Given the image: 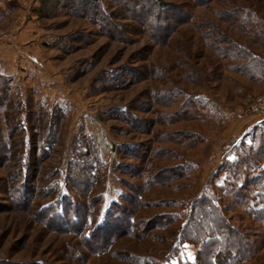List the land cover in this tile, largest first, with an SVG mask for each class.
I'll list each match as a JSON object with an SVG mask.
<instances>
[{
	"label": "rangeland",
	"instance_id": "1",
	"mask_svg": "<svg viewBox=\"0 0 264 264\" xmlns=\"http://www.w3.org/2000/svg\"><path fill=\"white\" fill-rule=\"evenodd\" d=\"M100 1L104 19L91 21L79 1L0 0V55L12 53V71L0 65V139L9 149H0V264L192 262L197 250L187 243L169 263L161 260L167 244L153 235L169 237L174 225L142 239L119 238L97 255L81 237L112 208L126 206L131 186L190 162L192 171L172 186L143 192L134 216L138 229L171 214L184 221L204 188L221 197L216 186L224 174L213 180L214 173L264 121V75L250 78L237 69L242 60L228 58L236 42L264 62V0ZM243 8L259 20L260 35L237 27ZM119 76L125 82H113ZM172 91L180 93L175 100L166 94ZM186 100L200 115L201 102H211L216 120L182 110ZM45 126L54 142L37 160ZM193 134L199 142L186 148ZM86 162L93 178L79 197L67 187V167ZM92 201L83 232L70 217L78 228L72 232L64 207ZM229 201H220L227 216L247 227L243 210ZM43 213L53 216L51 226L38 220ZM247 233L258 251L242 264H264V231Z\"/></svg>",
	"mask_w": 264,
	"mask_h": 264
},
{
	"label": "trees",
	"instance_id": "2",
	"mask_svg": "<svg viewBox=\"0 0 264 264\" xmlns=\"http://www.w3.org/2000/svg\"><path fill=\"white\" fill-rule=\"evenodd\" d=\"M70 1L72 2V0ZM74 1H79V4L83 6L82 13H85L84 16H87L89 20L104 19L102 14L103 4L100 0ZM122 1L130 2L132 0ZM239 19H241L242 24L237 27L243 28L245 30L241 29L243 33L247 31V34L248 32L261 34L263 27L256 23L259 20L252 17L248 8H243V15ZM256 24L262 29H258ZM170 26L171 24L169 25L170 29L171 27L173 28V26ZM252 38L258 42L254 36ZM233 45H235L233 46L235 53L229 54V57H227L231 60H242L241 62L243 63L237 67L239 72L246 74L250 78L264 75V62L260 58L254 56L246 48L240 47L236 42ZM222 55L226 54L222 53ZM112 80L116 83L125 82V78L121 76ZM166 94L169 97L172 96L173 100L180 95L178 91L166 92ZM190 102L192 103L190 104L189 100H186L182 103L181 109H186V112L193 110L191 115L199 119L208 120L209 116L215 119V109L211 102H201V106L206 110L205 115H200L198 113L199 110H196L195 113L194 107H192L195 102L192 100ZM164 118L165 120L168 119V117ZM215 120H212V122L215 123ZM50 127H42V145L40 146L37 160L46 158L49 147L54 142V132ZM185 140L186 143L184 142L183 144L189 149L199 142L195 134L189 135ZM6 147L5 142L0 139V149L7 153L9 149ZM232 150L234 158L227 159L225 157L212 177L213 180H217L222 178V174H224L221 184L216 186L221 193V197H217L216 192L213 190L204 188L191 202L184 221H181L178 215L171 214L143 224L138 229L134 216L142 208V193L152 186H172L167 184L172 183L184 174L188 175L192 171L194 164L190 162L183 163L167 176L158 177L152 175L146 177L144 185H133L130 187V196H127L126 206L112 208L111 212L109 211L104 215V222L95 224L87 236L81 237L86 250L91 254H101L108 251L119 238L142 239L150 236V230L161 231L174 225L175 228L171 231L169 237L158 234L153 235V237L159 236L156 241H164L167 244V247L159 252L161 260L164 262L169 263L170 258L178 256L180 254V246L184 243L193 245L197 251L192 262L179 261L178 264H242L250 260L257 253L258 247L257 241L251 239L247 232L264 231V168L262 167L264 163V121L260 128L254 129L249 143L242 140L238 146L232 147ZM88 156L84 155L79 159L82 161L83 158H88ZM91 158L94 164H99L94 152H91ZM92 168L93 165L90 162H86L77 168L70 164L67 167L65 178L67 187L79 197L88 194L92 183L91 178H93L91 174ZM78 178H80L79 181L77 180ZM25 186L21 185V188L26 189L28 185ZM29 188L33 187L29 186ZM17 198L22 202H27V196L25 198L21 195V197ZM223 198H229L230 204L243 210V216L249 221L247 227L242 224H236L232 218L227 216L226 208L228 206L225 207L220 202ZM80 203L82 204V202ZM88 205V207H85L86 205L83 204H73V206L67 205L64 207L66 214L64 217L66 223L64 225L67 228L69 227L72 232H77L78 228L71 225V218L78 220L80 224L78 225L79 231H84L87 213L93 207L94 202L92 201ZM21 206L25 207L24 203L18 204V207ZM39 217L38 220L45 226H51L52 219L50 218H53V216L49 217L48 214L45 215L43 213Z\"/></svg>",
	"mask_w": 264,
	"mask_h": 264
},
{
	"label": "crops",
	"instance_id": "3",
	"mask_svg": "<svg viewBox=\"0 0 264 264\" xmlns=\"http://www.w3.org/2000/svg\"><path fill=\"white\" fill-rule=\"evenodd\" d=\"M2 11H0V13ZM19 55H24V52L21 51V54H19ZM11 57H12V53L9 50L2 49L1 55H0V65L2 66V64H3L4 66H7L8 69H10L9 72L12 71V63H11L12 61H11ZM20 57H18V58H20ZM4 70H5V68H4Z\"/></svg>",
	"mask_w": 264,
	"mask_h": 264
}]
</instances>
